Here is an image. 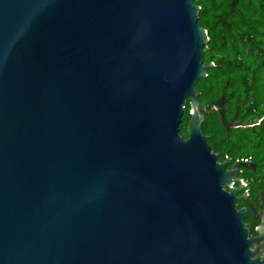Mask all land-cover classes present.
<instances>
[{
  "label": "water",
  "instance_id": "water-1",
  "mask_svg": "<svg viewBox=\"0 0 264 264\" xmlns=\"http://www.w3.org/2000/svg\"><path fill=\"white\" fill-rule=\"evenodd\" d=\"M193 1L0 0V264H264L200 131Z\"/></svg>",
  "mask_w": 264,
  "mask_h": 264
},
{
  "label": "trees",
  "instance_id": "trees-1",
  "mask_svg": "<svg viewBox=\"0 0 264 264\" xmlns=\"http://www.w3.org/2000/svg\"><path fill=\"white\" fill-rule=\"evenodd\" d=\"M192 4L199 7L197 25L208 38L203 64H213L193 85L198 101L208 108L220 94L234 103L249 92L255 99H264V0H194ZM214 119L213 114L205 115L200 127L209 137H213ZM188 120L185 101L179 126L183 139Z\"/></svg>",
  "mask_w": 264,
  "mask_h": 264
},
{
  "label": "flooded vegetation",
  "instance_id": "flooded-vegetation-1",
  "mask_svg": "<svg viewBox=\"0 0 264 264\" xmlns=\"http://www.w3.org/2000/svg\"><path fill=\"white\" fill-rule=\"evenodd\" d=\"M223 97L220 107L215 106L216 99L208 108L199 102L206 111H210L207 114H213L217 121L211 127L214 130L213 137L201 133L216 163L228 159L224 165L225 170L230 169L234 162L238 164L234 177L230 178L229 189L233 190L235 203L244 211L249 232L256 238L261 236L258 228L264 231V99L253 98L251 92L245 93L241 100H235L234 103ZM219 109L227 123L225 126L220 122ZM181 123L182 115L178 134ZM223 149L227 151L226 154H223Z\"/></svg>",
  "mask_w": 264,
  "mask_h": 264
},
{
  "label": "rangeland",
  "instance_id": "rangeland-1",
  "mask_svg": "<svg viewBox=\"0 0 264 264\" xmlns=\"http://www.w3.org/2000/svg\"><path fill=\"white\" fill-rule=\"evenodd\" d=\"M257 27L259 28L257 31L261 30V28H262V26H259V25H258ZM246 63H247V62H246Z\"/></svg>",
  "mask_w": 264,
  "mask_h": 264
}]
</instances>
